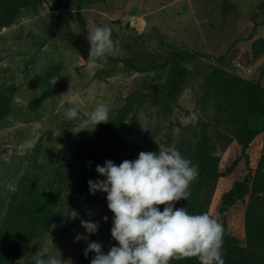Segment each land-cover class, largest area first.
<instances>
[{"label":"rangeland","instance_id":"1","mask_svg":"<svg viewBox=\"0 0 264 264\" xmlns=\"http://www.w3.org/2000/svg\"><path fill=\"white\" fill-rule=\"evenodd\" d=\"M11 1L0 0V12ZM225 2L230 4L227 13L223 12ZM104 25L111 26L112 38L120 42V50L107 55L130 61L138 69L110 60L90 65L83 57L78 45ZM258 39H264V0H74L62 8L49 1L23 14L0 28V95L11 109L0 123V195L32 179L47 188L56 179L57 169L65 171L66 150L103 138L96 128L74 133L80 119L106 103L110 121L130 94L161 76L156 69L147 70L148 64H162L170 52L186 50L202 54L203 59L190 65L191 81L172 112L158 115L145 102L136 116L127 119L135 126L133 141L141 147L131 161L140 152H158L159 145L177 148L182 128L193 123L196 91L205 74L221 67L245 79L259 78L264 53L255 57L252 50ZM72 106L79 108V117L68 120L65 111ZM250 122L264 131L260 119L251 117ZM221 131V142H226L233 127L226 124ZM258 152L264 157L263 142ZM197 181L198 177L190 186ZM200 187L202 193H210L206 186ZM96 195L94 210L82 220L99 223L94 234L99 238V233H106V241L100 243L107 253L119 246L108 233L114 214L108 209L107 194L98 191ZM158 207L162 212L164 206ZM179 208H187L183 199L175 202V209ZM77 235L86 239L77 241ZM91 235L80 220L70 234L50 236L42 252L61 255L66 264H80Z\"/></svg>","mask_w":264,"mask_h":264},{"label":"trees","instance_id":"2","mask_svg":"<svg viewBox=\"0 0 264 264\" xmlns=\"http://www.w3.org/2000/svg\"><path fill=\"white\" fill-rule=\"evenodd\" d=\"M49 1L62 8L74 0H12L0 12V28ZM228 8L230 4L225 2L223 12L227 13ZM252 50L255 57L263 54L264 39L254 41ZM202 59V54L177 50L170 52L162 64H148L147 70L156 69L161 76L130 94L108 123L95 127L103 136L99 142L66 150L63 156L67 167L65 171L57 169L56 179L47 188L32 179L0 195V264H17L21 258L24 264H34V255L48 257L42 252L47 239L55 234H70L94 210L97 195L90 193L88 181L101 179L96 166L108 160L119 166L124 160L131 161L134 151L141 149L133 141L135 126L127 119L136 116L145 102L158 115H169L191 81L190 65ZM100 60L123 62L138 69L130 61L109 55ZM260 70L259 78L252 80L221 67L205 74L196 91L193 114L197 120L182 128L177 147L198 171V181L189 187L190 194L183 203L190 214L207 213L222 223L225 264H264V157L258 152L259 143H264V131L254 129L250 122L251 117H256L264 124V65ZM10 111L7 99L0 95V123ZM226 124L233 127L232 136L221 142V128ZM217 146L222 155L213 157L211 152ZM201 185L210 190L208 195L202 193ZM71 211L78 214L76 218L70 216ZM99 235L92 234L86 248L89 242L106 241V233ZM94 256L92 252L85 256L84 251L80 264H91ZM169 264L199 261L172 259Z\"/></svg>","mask_w":264,"mask_h":264},{"label":"clouds","instance_id":"3","mask_svg":"<svg viewBox=\"0 0 264 264\" xmlns=\"http://www.w3.org/2000/svg\"><path fill=\"white\" fill-rule=\"evenodd\" d=\"M87 40L90 65L120 50V42L112 38L109 25L97 26ZM109 113V105L100 103L72 131L94 130L98 124L108 123ZM78 117L77 106L66 109V119ZM190 118L197 120L194 114ZM211 155H222L219 146ZM96 172L106 179L89 180V190L91 194H107L108 209L114 214L111 236L119 246H112L105 253L101 243L89 242L85 256L95 253L91 264H169L172 259L183 258H197L199 264H225L222 223L207 213L190 214L187 208L175 209V202L188 199L189 186L198 177L196 166L175 145H159L158 152H140L136 160H124L119 166L105 161L103 166H96ZM161 205L162 212L158 207ZM77 215L71 211L72 218ZM103 219L107 221V217ZM81 227L94 234L99 223L81 220ZM82 239L86 237L76 236L77 241ZM33 260L34 264L67 262L61 255L44 258L36 254ZM17 264H24V258Z\"/></svg>","mask_w":264,"mask_h":264},{"label":"water","instance_id":"4","mask_svg":"<svg viewBox=\"0 0 264 264\" xmlns=\"http://www.w3.org/2000/svg\"><path fill=\"white\" fill-rule=\"evenodd\" d=\"M79 50L82 52V55L85 59H88V55H89V50H90V44L88 42V40L82 41L79 45H78Z\"/></svg>","mask_w":264,"mask_h":264}]
</instances>
